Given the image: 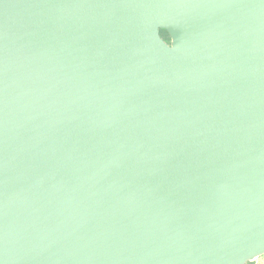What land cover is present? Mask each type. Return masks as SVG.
<instances>
[{
    "label": "water",
    "instance_id": "1",
    "mask_svg": "<svg viewBox=\"0 0 264 264\" xmlns=\"http://www.w3.org/2000/svg\"><path fill=\"white\" fill-rule=\"evenodd\" d=\"M261 256L264 0H0V264Z\"/></svg>",
    "mask_w": 264,
    "mask_h": 264
},
{
    "label": "rangeland",
    "instance_id": "2",
    "mask_svg": "<svg viewBox=\"0 0 264 264\" xmlns=\"http://www.w3.org/2000/svg\"><path fill=\"white\" fill-rule=\"evenodd\" d=\"M162 37L164 38V40L166 42H168V43L171 42V39L167 33L162 32ZM247 264H264V256H261V257L257 258L255 261L249 262Z\"/></svg>",
    "mask_w": 264,
    "mask_h": 264
}]
</instances>
